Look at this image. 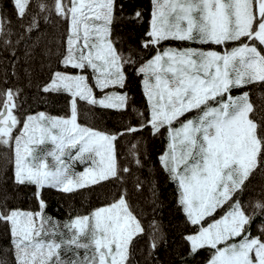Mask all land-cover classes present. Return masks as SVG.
<instances>
[{
    "label": "snow or ice",
    "instance_id": "snow-or-ice-1",
    "mask_svg": "<svg viewBox=\"0 0 264 264\" xmlns=\"http://www.w3.org/2000/svg\"><path fill=\"white\" fill-rule=\"evenodd\" d=\"M0 264H264V0H0Z\"/></svg>",
    "mask_w": 264,
    "mask_h": 264
},
{
    "label": "trees",
    "instance_id": "trees-1",
    "mask_svg": "<svg viewBox=\"0 0 264 264\" xmlns=\"http://www.w3.org/2000/svg\"><path fill=\"white\" fill-rule=\"evenodd\" d=\"M79 203L77 204V207ZM86 206V205H85ZM67 209L65 207L57 208L55 205V198H53V206L49 209V212L58 217H62L66 213Z\"/></svg>",
    "mask_w": 264,
    "mask_h": 264
},
{
    "label": "rangeland",
    "instance_id": "rangeland-1",
    "mask_svg": "<svg viewBox=\"0 0 264 264\" xmlns=\"http://www.w3.org/2000/svg\"><path fill=\"white\" fill-rule=\"evenodd\" d=\"M77 168L79 169V168H80V166H79V165H77Z\"/></svg>",
    "mask_w": 264,
    "mask_h": 264
}]
</instances>
